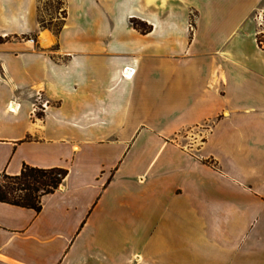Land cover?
<instances>
[{
    "label": "crops",
    "instance_id": "obj_1",
    "mask_svg": "<svg viewBox=\"0 0 264 264\" xmlns=\"http://www.w3.org/2000/svg\"><path fill=\"white\" fill-rule=\"evenodd\" d=\"M45 1L0 0V180L68 173L0 264H264V0Z\"/></svg>",
    "mask_w": 264,
    "mask_h": 264
},
{
    "label": "trees",
    "instance_id": "obj_2",
    "mask_svg": "<svg viewBox=\"0 0 264 264\" xmlns=\"http://www.w3.org/2000/svg\"><path fill=\"white\" fill-rule=\"evenodd\" d=\"M41 24L43 27L45 26L43 21ZM132 24L143 33L150 31V27L142 22L133 20ZM67 173V170L59 168L40 169L24 165L19 175L2 176L0 180V202L32 209L39 213L42 209V196L57 190Z\"/></svg>",
    "mask_w": 264,
    "mask_h": 264
},
{
    "label": "rangeland",
    "instance_id": "obj_3",
    "mask_svg": "<svg viewBox=\"0 0 264 264\" xmlns=\"http://www.w3.org/2000/svg\"><path fill=\"white\" fill-rule=\"evenodd\" d=\"M44 7L46 12H42V21L44 22L45 26L50 27L51 29L55 30L61 26L59 21H55L50 23V16H53L57 13V17L60 18L63 15V12H47L49 9L59 10L62 8V1L61 0H46L44 3ZM255 13L252 15V19L256 22L255 23V30L257 31L256 36V43L257 46L264 50V2H261L259 6L254 11ZM61 14V15H60Z\"/></svg>",
    "mask_w": 264,
    "mask_h": 264
},
{
    "label": "built area",
    "instance_id": "obj_4",
    "mask_svg": "<svg viewBox=\"0 0 264 264\" xmlns=\"http://www.w3.org/2000/svg\"><path fill=\"white\" fill-rule=\"evenodd\" d=\"M34 41V40H32ZM48 106V102L45 101L43 94H41L40 92L36 94V100L33 106V113L34 114H38L39 111H43L47 108Z\"/></svg>",
    "mask_w": 264,
    "mask_h": 264
}]
</instances>
